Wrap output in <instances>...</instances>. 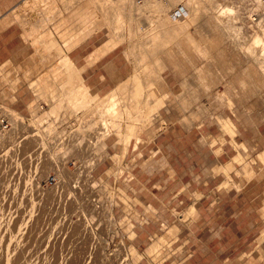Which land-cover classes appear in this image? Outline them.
<instances>
[{
  "label": "rangeland",
  "instance_id": "rangeland-1",
  "mask_svg": "<svg viewBox=\"0 0 264 264\" xmlns=\"http://www.w3.org/2000/svg\"><path fill=\"white\" fill-rule=\"evenodd\" d=\"M217 2L235 8L232 28L242 29V44L259 58V48L248 38L253 23L263 19L260 2L258 7L255 0H213L206 5L210 17ZM77 6L72 19L63 13L68 22L57 38L63 54L15 55L0 64V111L9 124L0 147V199L16 197L23 204L21 211L10 207L12 216L0 203L10 241L20 243L25 224L26 231L37 227L30 234L44 242L61 238V229L72 223L76 231L67 254L72 264H264V78L212 19H201L188 34L203 48L196 52L182 37L178 48L160 55L162 85L155 84L154 65L147 63V89L131 97L132 117L123 113L117 131L109 126L113 119L104 114L103 104L72 110L64 98H37L30 86L54 82L67 90L82 84L102 99L118 82H129L134 63L128 43L144 41V30L129 37L127 23L119 32L93 20L79 31L76 14L86 9L89 18L95 7L92 0H79ZM116 33L124 43L102 54L104 44L120 38ZM65 57L71 59L70 69L62 64ZM57 71L65 77L51 78ZM165 89L167 98L161 96ZM170 94L185 98V112ZM144 103L155 110L138 125L134 119ZM10 114L17 123L8 121ZM134 125L140 130L137 139L124 144ZM19 217L25 223L15 220ZM86 219L92 222L90 231ZM10 222L21 225L14 228Z\"/></svg>",
  "mask_w": 264,
  "mask_h": 264
},
{
  "label": "bare ground",
  "instance_id": "bare-ground-1",
  "mask_svg": "<svg viewBox=\"0 0 264 264\" xmlns=\"http://www.w3.org/2000/svg\"><path fill=\"white\" fill-rule=\"evenodd\" d=\"M80 1H82V0H80ZM180 1H182V0L145 1L141 4H136L134 2V0H109V1L92 0V5H94L95 9L90 12V17H89L90 19L88 18V13H87L89 10L86 12V9L85 10L82 9V13L76 14V16L80 15L78 18V22H80L79 27H78L79 31H81L82 29H85V28L87 29L88 23H91L93 20H98V21L100 20V22L103 21L105 24L104 23H102V24L106 25L109 29H112L115 31L123 30V25L127 23L128 28L127 27H124V28H126V30L128 29V31H129L128 36L129 37H131V36L136 37V35H138L137 32L144 30L143 31L144 32V41L139 40V42H137L136 44H133V43H131V41H132L131 40L128 43L129 44V54H130V56H132L131 60L134 63L133 73H132L130 79L128 80L129 82H126V83L122 82V81L118 82L111 91H109L108 93H106L105 96H103L102 99L96 95H91L87 86L85 87L82 84H78L73 89L64 90L63 86L59 89L56 88L54 82L53 83L38 82L36 84L33 82L30 86H32V88H34L33 92L35 93V96L37 98H42V97L48 98L49 97L51 99L64 98L67 100V103H69L72 110H77L78 108H82V109L83 108H91V107H95L96 104H98V106H99V103H101V104H103V106L100 105V107H102L101 109L104 110V114L105 113H106L105 115L108 114L113 119L110 122L109 126H112V128H114L118 131L119 126H120L119 120L122 117L123 113H125L127 115L128 119H130L132 117L131 111H133L135 108L133 107L132 104H130L131 97L139 98L140 94H142L141 92L145 93V90L147 89L146 83L143 81L145 79L146 74H148V71H146L147 63L154 65L153 68H154V71L156 72V75H155L156 78L154 79L155 84H159V85L164 84L165 81L162 77V72H163V70H165V65L162 64V62H161L162 60L160 58V55L169 54V52H170L169 50H171V48L174 46L176 48L177 47L176 45H177L179 39H181L182 37H183V39L185 38V39H187V41L189 43H191L190 44L191 48L193 47V48H195V50L197 49L196 52L199 51L198 50L199 48L201 50V48H203V47H200V46H202V45L198 44L199 42L196 43L190 37V35L188 34V30L192 27H195V25L201 19H202V21L204 19L207 22L208 18L210 20L212 19V22L214 21L213 25L216 24V25H214L215 27L216 26L220 27L219 30L221 32L223 30V33L226 34L225 36L224 35L223 36L225 38L227 37V41H229L231 43L230 45H232V46L235 45L236 48H239L238 50L242 54H244V56H245L244 59H246L247 62L252 63L254 65V68L257 71L258 76H260L261 78H264V14L262 15L263 19H258L259 21L257 23H255V24L253 23V25H254L253 35H250V37L248 38V42L252 41V43L257 48H259L258 50L260 52V55H259L260 57L258 58L254 55V51H253L254 49L251 50V51H253V53H252L249 50V47H248V45H246V43L242 44V40H241V37L239 35L242 32V29H241L240 33L237 32V30H233V28H232L233 25H231V22L234 23V21H232V20L233 19L235 20L238 17V15L235 18V11H234L235 8H233L230 4L226 5L227 3H225L224 5H222V3L220 4L217 2L218 5L216 4L217 6L215 7V11L212 10L213 12L211 13V17H210L209 16L210 14H208L210 12V9H209V12H206V10L208 11V8L206 9V5L210 4V2L212 3L213 0H188L186 5L183 6V8L176 9V7L178 8V5H179L178 3H180ZM255 1L257 3V6L259 5V2H260V5L262 7L261 0H255ZM76 2H79V0H76ZM85 2H86V0H85ZM258 7H260V6H258ZM76 11H77L76 13H78V10H76ZM79 11H80V9H79ZM257 18H258V16H257ZM212 22H211V24H212ZM108 24H110V26ZM127 24L125 26H127ZM218 27H216V29ZM238 30H240V29L238 28ZM90 31L91 30L89 29L88 32L90 33ZM115 31L113 34H115ZM82 34L84 35L85 33H82ZM77 36H80V32ZM118 36H120V38ZM118 36L116 33V37H118L117 39H114L112 37L113 39L111 38L108 43L104 44L105 47H103V51L101 52L102 54L103 53L105 54V53L113 50L115 47L119 46L120 44L124 43L125 37L122 34H119ZM244 36L245 35H243V37ZM249 39H250V41H249ZM76 41H78V39ZM184 41H186V40H184ZM246 41L243 40V42H246ZM200 43H201V41H200ZM254 45H253V47H254ZM251 48H252V45H251ZM58 52H60V51H57V57H59L58 55L60 54ZM201 52H200V54H201ZM203 52H204V50H203ZM166 56H168V55H166ZM206 58L207 57H205V59ZM63 63L65 64L63 66L68 67L67 69H70V67L72 66L71 60L68 57H65L62 59V64ZM64 68H66V67H64ZM61 70H62V68H61ZM151 73H152V71H149V74H151ZM243 73H244V71H243ZM55 74H53V76L51 75V78H53V77L59 78L61 76H62V78L65 77V75H63V74L60 75V71L57 73L58 75H55ZM243 75H245V74H243ZM250 76H251V74H250ZM36 82H37V80H36ZM60 85H64V84L61 83ZM169 93H170L169 90L165 89V91L161 93L162 95L161 94L160 95L162 97L167 98V95ZM147 95H148V93L146 95H143V96H147ZM170 95H169V97H170ZM172 97L174 100H177L182 112H185V111H183L185 108V105H186V104H184L185 98H182V96L176 97L174 95ZM98 106L95 108L99 109L100 107L98 108ZM100 110H99V113H100ZM154 110H155V107H150V106L146 105V103H144L140 107V112L138 111L139 116L136 119H134V121H136V123L138 125H141L142 123H144V122H142V120H144L143 117L148 118L150 116V114L153 113ZM34 111L35 110H33V112ZM101 112H103V111H101ZM101 116L105 117L103 115V113L101 114ZM7 117H8V121L10 123H15L18 120L13 114H10L9 116L7 115ZM9 117H10V119H9ZM110 117H109V119L111 120ZM37 118L38 119L35 120V123L38 125V120H40L39 119L40 117H37ZM101 122H103V121L100 120V123ZM92 124H90V127ZM107 124H109V123H106L105 125H107ZM101 125H103V128H105L104 124L101 123ZM88 128H89V126H88ZM137 128L138 127L136 125L129 127V130L127 131L128 137L126 136L124 144L128 143L130 138H136L137 139L138 132H140V130H138ZM101 137H103V139L106 138L105 134L101 135ZM4 139H5V134L0 133V147L2 146L3 142L5 141ZM125 147H126V145H125ZM31 149L29 150V148H28V151L25 152V154L29 153L27 155L30 156V153H33V151L29 152V151H31ZM24 151L22 153H24ZM82 153H80V154H82ZM22 155L24 157V154H22ZM27 159H26V161H27ZM26 163H28L30 165L31 161H30V163H29V161ZM61 164H63V162ZM34 165L36 166V164H34ZM26 166L27 165L25 164V167ZM31 166H33V165H31ZM8 168L11 169V167H8ZM37 169H39V168H37ZM29 170H31V169H29ZM13 176H12V178H13ZM12 178H11V180L14 183V180ZM14 179H15V176H14ZM21 180H23V177ZM28 180L29 179H27V181ZM15 181H16V179H15ZM12 182H10V183L13 185ZM17 182H16V184H17ZM19 182L22 183V181H19ZM25 182L26 181H24V184H27V182L26 183ZM21 183L19 185H17V189H18V186L21 185ZM24 184L22 186H24ZM66 184H68V183H66ZM15 188H16V186H15ZM24 188H25V186H24ZM17 189H14V190L16 191ZM20 189H18V190H20ZM19 193H21V192H19ZM6 195H4V196H6ZM16 196H18V195H16ZM13 197H15V196L13 195ZM4 198L1 197L2 200L0 199L2 201L0 203H2L4 206V207L2 206L3 212L4 211L9 212L10 211V214H11L12 210H9V209H11L10 207H12V206H13L12 208H14V207L18 208L17 209L18 211L22 210L23 207H21V210H19L20 209L19 207L21 206L22 203L19 205L18 204L19 200L17 201V199H15L16 197L15 198H11V197L7 198L6 197V200H3ZM17 198L20 199V197H17ZM22 206H23V204H22ZM0 210H1V208H0ZM16 211H14L13 213L15 214ZM36 212H37V210H36ZM75 213H76V211H75ZM7 214L9 215V213H7ZM17 214H18V212H17ZM37 214H40V213L38 212V213H36V215L34 213L33 215L37 216ZM71 214H72V212H71ZM78 214H80V213H78ZM78 214H76V215L79 216ZM11 215L13 216V214H11ZM20 216L22 217L23 215H20ZM34 216H33V218L32 217L31 218L34 219V221L36 220V224L39 223L40 221L38 220L39 222H37V219L40 218V216L38 218L35 217L36 219L34 218ZM0 217H1V215H0ZM14 217H17V216H14ZM31 218L30 219L27 218V219L31 222V220H32ZM85 218H87V217H85ZM16 219H17V222L20 221V217L15 218V220ZM12 220L15 221L14 219H12ZM24 220L25 219H23V222H22V220L20 222L23 224V223H25ZM72 221H74V219H72ZM82 221H84V220H82ZM32 222H33V220H32ZM21 223H19L18 225L20 226ZM30 224L31 223H29V225ZM36 224H34V225L37 226ZM6 225H8V224L5 221L3 222V220L2 221L0 220V264H72L71 260H68L67 254L69 252V250H68L69 249L68 243L70 242L69 240L72 239L71 238L72 233L74 231H76L75 230L76 227L74 226V224L71 223V224H69L70 226L67 225V227L69 226L68 228H70V227L72 228L74 226L75 227L74 231H72L71 228L68 229L64 225V229H61L62 230L61 232H63V234H61L62 235L61 238L59 237V234H58V238L56 237V239H55V236H54L53 238H51L52 240L50 239V241H48V239H47L48 242L45 239V241H46V242L44 241L45 243L42 242L41 240H40V242H38V239H36V237H32V235H33L32 233H31L32 235L30 234V229H32V230L37 229V227L34 228L33 225H30L29 231H26L25 229L28 230V227L25 224L26 228H23L24 230L22 229V231L20 230L21 232L24 231L23 233H21L22 235H18L16 233L19 237L21 236L20 238L17 236L18 237L17 240L19 239L18 243L20 242L19 244H16V242L12 243L11 241H13V240L10 241V239L13 236H11L12 233L9 232L10 228H7ZM11 225H12V223H11ZM14 225L18 226L17 223L13 222L12 227L15 228ZM84 225L86 228H89V231L91 230L92 222L90 221V219H86ZM31 226H33V227L31 228ZM22 227H24V225ZM14 230H13V232H14ZM11 231H12V229H11ZM16 231L17 230H15V232ZM34 231H33V233H34ZM10 233H11V235H10ZM73 236H75V235L73 234ZM87 236L88 235L86 233V237ZM35 240H37V241H35ZM79 264H81V262H79Z\"/></svg>",
  "mask_w": 264,
  "mask_h": 264
},
{
  "label": "crops",
  "instance_id": "crops-1",
  "mask_svg": "<svg viewBox=\"0 0 264 264\" xmlns=\"http://www.w3.org/2000/svg\"><path fill=\"white\" fill-rule=\"evenodd\" d=\"M77 3L76 0H0V64L14 61L15 55L62 53L57 38L62 37L63 22H68L63 13L70 14L72 19ZM52 30L58 32V37ZM221 233L222 229L220 237Z\"/></svg>",
  "mask_w": 264,
  "mask_h": 264
},
{
  "label": "built area",
  "instance_id": "built-area-1",
  "mask_svg": "<svg viewBox=\"0 0 264 264\" xmlns=\"http://www.w3.org/2000/svg\"><path fill=\"white\" fill-rule=\"evenodd\" d=\"M145 1H164V0H134L136 4H141ZM263 13H264V0H261ZM9 128V124L7 122V119L2 115L0 111V133H5Z\"/></svg>",
  "mask_w": 264,
  "mask_h": 264
}]
</instances>
